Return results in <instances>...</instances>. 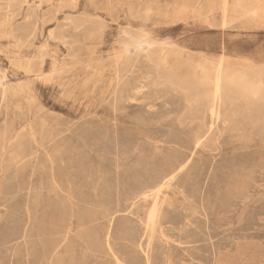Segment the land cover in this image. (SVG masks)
<instances>
[{"label": "rangeland", "instance_id": "rangeland-1", "mask_svg": "<svg viewBox=\"0 0 264 264\" xmlns=\"http://www.w3.org/2000/svg\"><path fill=\"white\" fill-rule=\"evenodd\" d=\"M0 76V264H264V0H0Z\"/></svg>", "mask_w": 264, "mask_h": 264}, {"label": "bare ground", "instance_id": "bare-ground-1", "mask_svg": "<svg viewBox=\"0 0 264 264\" xmlns=\"http://www.w3.org/2000/svg\"><path fill=\"white\" fill-rule=\"evenodd\" d=\"M41 2V1H40ZM36 4H38V3H36ZM30 6V5H29ZM149 8V7H148ZM30 9V8H29ZM143 30V29H142ZM140 31V30H139ZM131 32V31H130ZM132 32H134V31H132ZM136 33H138V35H139V32H136ZM135 33V34H136ZM122 34H124L123 32H122ZM127 34H129V33H127ZM134 35V34H133ZM146 36V35H145ZM127 37V36H126ZM125 37V38H126ZM131 37H133L132 35H131ZM139 37H140V35H139ZM124 38V40H127V39H125ZM122 39H123V37H122ZM131 39V38H130ZM135 39V38H134ZM132 40V39H131ZM64 41V40H63ZM66 41V40H65ZM157 42V41H156ZM132 43V42H131ZM131 43H130V46H131ZM151 44V43H150ZM149 44V45H150ZM157 44V46H158V43H154V45H156ZM165 44V43H164ZM133 45H135V47L136 48H139L140 50H142L141 48H144V47H146V45H148L147 44V42L146 41H143V40H141V39H136L135 40V43L133 42ZM153 45V46H154ZM166 45V44H165ZM21 46V45H20ZM159 46H161V45H159ZM158 46V47H159ZM166 46H168V45H166ZM134 47V46H133ZM150 47V46H149ZM152 47V46H151ZM158 47L156 48V49H158ZM160 48V47H159ZM164 48V47H163ZM163 48H162V51H163ZM151 49V48H150ZM153 49H155V48H153ZM144 50V49H143ZM146 50V49H145ZM147 50H149V49H147ZM152 50V49H151ZM150 51V50H149ZM148 51V52H149ZM152 51H155V50H152ZM161 51V50H160ZM20 52V51H19ZM146 52V51H145ZM147 52V53H148ZM136 53V52H135ZM162 53V52H161ZM134 54V53H133ZM140 54V53H139ZM144 54V53H143ZM146 54V53H145ZM149 54V53H148ZM147 54V55H148ZM155 54V53H154ZM153 54V55H154ZM76 55V54H75ZM132 55V54H131ZM151 55H152V53H151ZM153 55L151 56V57H153ZM156 55V57L158 56L157 54H155ZM149 56V55H148ZM127 58H128V56H127ZM134 58H135V56H134ZM158 58V57H157ZM132 59V58H131ZM142 59H143V57H142ZM147 59V58H146ZM153 59H154V57H153ZM152 58H151V60H153ZM159 59V58H158ZM157 59V60H158ZM222 59V58H221ZM147 60H149V59H147ZM155 60V59H154ZM156 60V61H157ZM133 61V60H132ZM131 61V62H132ZM125 62V61H124ZM155 62V61H154ZM159 62H161V61H159ZM126 63V62H125ZM129 63V62H128ZM134 63V65H135V63L136 62H133ZM137 63H138V60H137ZM146 63V62H145ZM157 63H158V61H157ZM221 63H222V60H221V62H220V64L218 65V64H216V65H218V66H211V68H208L207 66H206V64H202L201 65V69H202V74H203V72H204V78L206 77V78H209V79H211V80H213V81H211V82H214V90H213V94H208V96L206 95V99H207V101H205V102H208L207 104V111H208V115H210L211 116V118L213 119V121L210 123V125H209V127H208V130H212L213 129V126L215 125V121H217V120H219V118L221 117V115L223 114V113H226V112H224V111H222V108H224V107H222V101H224V103H225V100H222L223 98H222V90H221V80L223 79L222 78V74H221ZM40 64V63H39ZM131 64V63H130ZM139 64V63H138ZM165 64V63H164ZM211 64V63H210ZM122 65H123V63H122ZM121 65V67H123ZM163 65V64H162ZM229 65V64H228ZM160 66H161V64H160ZM164 66V65H163ZM209 66V65H208ZM36 67V66H35ZM141 67V66H140ZM145 67V66H144ZM148 67V66H147ZM157 67V66H156ZM200 67V66H199ZM223 67V66H222ZM162 68V67H161ZM32 69V68H31ZM40 70H41V68H39ZM38 69V70H39ZM120 69H122V68H120ZM119 69V70H120ZM135 69V68H134ZM159 69V68H158ZM35 70H36V68H35ZM40 70L38 71V72H40ZM139 70V69H138ZM160 70V69H159ZM224 70H225V68H224ZM31 71V70H30ZM124 71V70H123ZM135 71V70H134ZM163 72H164V70H162ZM237 71V70H236ZM36 72V71H35ZM37 72V73H38ZM125 73H126V71H124ZM149 72V71H148ZM162 72V73H163ZM34 73V72H33ZM121 72H119L118 74H120ZM147 73V72H146ZM156 73V72H155ZM158 73V72H157ZM237 73H238V71H237ZM240 73V72H239ZM159 74H160V71H159ZM196 74V73H195ZM35 75V74H34ZM40 75V74H39ZM122 75V74H121ZM158 75V74H157ZM235 75V74H234ZM5 76V75H4ZM38 76V75H37ZM132 76V75H131ZM133 76H135V75H133ZM144 76V75H143ZM165 76H166V74H165ZM238 76V75H237ZM1 77V76H0ZM2 77H3V75H2ZM145 77V76H144ZM118 78V77H117ZM205 78V79H206ZM256 79H258V78H256ZM262 79H263V77H262ZM121 80V79H120ZM127 80V79H126ZM165 80V79H164ZM167 80H168V78H167ZM125 81V80H124ZM123 81V82H124ZM128 81V80H127ZM136 81V80H135ZM169 81V80H168ZM172 81V80H171ZM207 81V80H206ZM263 81V80H262ZM2 82V81H1ZM120 82V81H119ZM170 82V81H169ZM112 83V82H111ZM131 83V82H130ZM138 83V82H137ZM163 83V82H162ZM170 83H172V82H170ZM208 83V82H207ZM1 84V83H0ZM122 84V83H121ZM129 84V83H128ZM139 84V83H138ZM145 84V83H144ZM190 84V83H189ZM202 84H204V83H202ZM3 85V84H2ZM124 85H126V84H124ZM135 85V84H134ZM137 85V84H136ZM143 85V84H142ZM171 85V84H170ZM173 85V84H172ZM171 85V86H172ZM197 85H199V84H197ZM213 85V84H212ZM257 85V84H256ZM121 86V85H120ZM119 86V87H120ZM130 86V85H129ZM132 86V85H131ZM183 86H184V84H183ZM122 87V86H121ZM133 87H135V86H133ZM143 87V86H142ZM201 87V86H200ZM202 87H203V85H202ZM117 88V87H116ZM115 88V89H116ZM204 88V87H203ZM202 88V89H203ZM1 89V88H0ZM125 89V88H124ZM131 89H133V88H131ZM201 90V89H200ZM131 91V90H130ZM133 91V90H132ZM189 92L191 91V90H188ZM196 91V90H195ZM198 91V90H197ZM188 92V93H189ZM192 92V91H191ZM200 92V91H199ZM198 92V93H199ZM202 92V91H201ZM206 92V91H205ZM126 93V92H125ZM134 93V92H133ZM142 93V92H141ZM194 93V91L192 92V94ZM207 93H208V91H207ZM206 93V94H207ZM117 94V93H116ZM132 94V93H131ZM137 94V93H136ZM185 94V93H184ZM196 94V93H195ZM118 95V94H117ZM120 95V94H119ZM118 95V96H119ZM135 94H133V96H134ZM188 95V94H187ZM186 94H185V96H187ZM198 95V94H197ZM202 95V94H201ZM201 95H200V97H201ZM122 96V95H121ZM130 96V95H129ZM139 96V95H138ZM191 96H193V95H190L189 97H191ZM128 97V96H127ZM126 96H125V98H127ZM233 97V96H232ZM231 97V98H232ZM133 98V97H132ZM182 98V97H181ZM192 98H195V97H192ZM114 99V98H113ZM117 99V98H116ZM124 99V98H123ZM190 99V98H189ZM202 100V99H201ZM222 100V101H221ZM119 101V100H118ZM124 100H122V102H123ZM194 101H197L196 99L194 100ZM231 101V100H230ZM235 101V100H234ZM111 102V101H110ZM114 102H116V100L114 101ZM120 102V101H119ZM184 102V101H183ZM205 102H204V104H205ZM113 103V102H112ZM188 103V102H187ZM196 103V102H195ZM223 103V104H224ZM228 103H230V102H228ZM191 104V103H190ZM235 104V103H234ZM233 103L231 104V105H234ZM115 105V104H114ZM117 105V104H116ZM197 105V104H196ZM260 105V104H259ZM188 106H189V104H188ZM230 106V105H229ZM239 106H241V104L239 105ZM187 107V106H186ZM202 107H204V106H202ZM228 107V106H227ZM235 107V106H234ZM115 108V107H114ZM196 108V107H195ZM197 108H199V107H197ZM229 108V107H228ZM230 108H231V106H230ZM189 109V108H188ZM203 109V108H202ZM239 109H240V107H239ZM225 110H227V109H225ZM230 110V109H229ZM228 110V111H229ZM263 110H264V108H263ZM233 111V110H232ZM232 111H230V112H232ZM240 111V110H239ZM25 112V111H24ZM196 112V111H195ZM254 112V111H253ZM257 112V111H256ZM197 113V112H196ZM259 113V112H258ZM18 114H20V113H18ZM205 114V113H204ZM230 114L231 113H229V115L228 116H230ZM252 114V113H251ZM201 115H203V114H201ZM224 115V114H223ZM227 115H225V116H227ZM240 115V114H239ZM21 116V115H20ZM199 116V115H198ZM19 117V116H18ZM191 117V116H190ZM204 117V116H203ZM232 118V117H231ZM244 118V117H243ZM253 118H254V116H253ZM20 119V118H19ZM24 119V118H23ZM22 119V120H23ZM190 119V118H189ZM204 119H205V117H204ZM237 119V118H236ZM239 119V118H238ZM241 119V118H240ZM252 119V118H251ZM258 119V118H257ZM197 120H198V118H197ZM202 120V119H201ZM242 120H244V119H242ZM194 121V120H193ZM192 121V122H193ZM205 121V120H204ZM237 121V120H236ZM250 121L251 120H249V123H250ZM191 122V123H192ZM203 122V121H202ZM240 122V121H239ZM248 121H246L245 123H247ZM195 123V122H194ZM204 123V122H203ZM241 123V122H240ZM234 123H232V125H233ZM6 125V124H5ZM208 125V124H207ZM247 125H248V123H247ZM261 125V124H260ZM264 125V124H263ZM197 126V125H196ZM195 126V127H196ZM202 126V125H201ZM229 126H230V124H229ZM234 126V125H233ZM246 126V125H245ZM249 126V125H248ZM203 127V126H202ZM205 127V126H204ZM238 127V126H237ZM236 127V128H237ZM255 127V126H254ZM7 128V127H6ZM197 128V127H196ZM227 128H229V127H227ZM233 128V127H232ZM253 128V127H252ZM23 129V128H22ZM250 129V128H249ZM248 129V130H249ZM200 130V129H199ZM231 130V129H230ZM235 130H237V129H235ZM243 130V129H242ZM247 130V131H248ZM17 132V131H16ZM255 132H256V130H255ZM228 133V132H227ZM261 133V132H260ZM264 133V132H263ZM6 134H7V132H6ZM201 134V133H200ZM243 134L244 133H242V136H243ZM255 134V133H254ZM253 134V135H254ZM21 135H23V133L21 134ZM195 135H197V134H195ZM214 135H216V134H214ZM213 135V136H214ZM241 135V134H240ZM257 135H259L258 133H257ZM256 135V136H257ZM210 136H211V134H210ZM218 136V135H217ZM255 136V135H254ZM264 136V135H263ZM14 137H16V136H14ZM216 137V136H215ZM247 137V136H246ZM245 137V138H246ZM259 137H261V136H259ZM195 138V137H194ZM197 138V137H196ZM212 138V137H211ZM248 138V137H247ZM251 138V137H250ZM262 138H264V137H262ZM5 139H6V137H5ZM210 139V138H209ZM1 141H2V138H1ZM3 141H4V139H3ZM199 141V140H198ZM214 141V140H213ZM216 142V141H215ZM207 143H208V141H207ZM263 143V142H262ZM3 145H4V143H2ZM209 144V143H208ZM2 146V145H1ZM0 146V147H1ZM8 146V145H7ZM6 146V147H7ZM201 146V145H200ZM204 146V145H203ZM216 146V145H215ZM208 148V147H207ZM210 148V147H209ZM6 150V149H5ZM1 152H2V150H1ZM3 160V159H2ZM52 170V169H51ZM169 182H166V183H164V185H163V187L166 185V184H168ZM162 187V188H163ZM161 188V189H162ZM161 189H159L158 191H156L155 192V194L156 193H159L160 192V190ZM184 193V192H183ZM156 196V195H155ZM155 198V197H154ZM153 199V198H152ZM168 201V200H167ZM147 202V201H146Z\"/></svg>", "mask_w": 264, "mask_h": 264}]
</instances>
